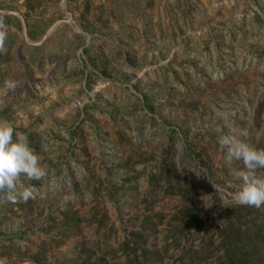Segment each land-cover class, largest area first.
<instances>
[{"label": "rangeland", "instance_id": "1", "mask_svg": "<svg viewBox=\"0 0 264 264\" xmlns=\"http://www.w3.org/2000/svg\"><path fill=\"white\" fill-rule=\"evenodd\" d=\"M0 30V121L47 173L0 198V264L220 263L246 205L218 138L264 149V0H0Z\"/></svg>", "mask_w": 264, "mask_h": 264}, {"label": "clouds", "instance_id": "2", "mask_svg": "<svg viewBox=\"0 0 264 264\" xmlns=\"http://www.w3.org/2000/svg\"><path fill=\"white\" fill-rule=\"evenodd\" d=\"M6 38L7 33L0 30V51L4 50ZM3 84L7 90L17 87L16 81L11 79H6ZM217 142L225 152L226 161H239L243 166V170L236 173L242 179V184L233 193V201L257 209L264 206V175H256L257 170H264V149L229 136H220ZM46 174L38 155L29 146L27 135L14 132L10 122L0 121V193H3L0 198L12 203L33 199L32 185L17 190L21 176L40 181Z\"/></svg>", "mask_w": 264, "mask_h": 264}, {"label": "trees", "instance_id": "3", "mask_svg": "<svg viewBox=\"0 0 264 264\" xmlns=\"http://www.w3.org/2000/svg\"><path fill=\"white\" fill-rule=\"evenodd\" d=\"M257 19L261 20L259 16ZM231 212L238 216L231 217ZM230 215L227 218L228 230L225 228H218V235L220 238L219 250L223 252L222 261L218 264H252L254 256L258 254L264 255V231L258 233L253 232L245 223H242L247 216H254L253 221H256L259 215V209L249 206H239L232 208L229 211ZM239 213V214H238ZM178 221L193 225L200 224L196 220V216L192 212L180 210L176 215ZM261 246V251L258 252L257 246ZM255 250L256 253H253Z\"/></svg>", "mask_w": 264, "mask_h": 264}]
</instances>
